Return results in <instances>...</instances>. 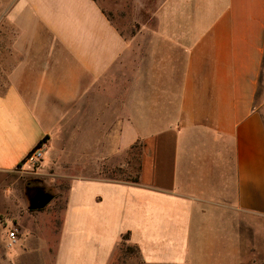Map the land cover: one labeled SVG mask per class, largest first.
<instances>
[{
	"label": "crops",
	"instance_id": "0c3cea01",
	"mask_svg": "<svg viewBox=\"0 0 264 264\" xmlns=\"http://www.w3.org/2000/svg\"><path fill=\"white\" fill-rule=\"evenodd\" d=\"M125 8L129 34L96 0H0V219L25 231L8 176L44 141L72 181L48 264H264V0ZM134 149L137 183L103 177Z\"/></svg>",
	"mask_w": 264,
	"mask_h": 264
},
{
	"label": "rangeland",
	"instance_id": "374dc122",
	"mask_svg": "<svg viewBox=\"0 0 264 264\" xmlns=\"http://www.w3.org/2000/svg\"><path fill=\"white\" fill-rule=\"evenodd\" d=\"M96 1L107 12L113 24L115 23L124 34L130 33L131 28L125 8L127 0ZM121 7L124 10H120ZM137 152V149H134L118 163L122 166L114 167V172L106 173L103 177L114 181L132 183V180L137 176ZM40 166V163L36 167L27 166L24 172L19 171L8 176V180L13 181L14 186H11L6 192V201L8 204H12L9 208L21 209V221L26 226L24 227L25 231L19 235L17 232L18 226H16L12 217L3 216L0 219V264H30L29 261L21 262L22 259L29 257L34 260L32 264H48V260L44 259V256L47 255V249L53 246L55 239L51 236V231L56 228L53 221L54 217H52L50 211L55 208H62L66 183L72 181L66 182L62 174L51 172L43 175L39 170ZM28 183H31L30 186H36L53 196V200L44 209L28 210L29 197L26 192ZM11 202H14L15 205ZM0 207L2 209L3 206ZM17 224L19 225L20 222ZM10 231H16L15 242H12L8 237ZM34 246L39 249L36 255L29 254ZM247 260L248 264H256L257 261L254 254H248Z\"/></svg>",
	"mask_w": 264,
	"mask_h": 264
},
{
	"label": "built area",
	"instance_id": "2783aa9c",
	"mask_svg": "<svg viewBox=\"0 0 264 264\" xmlns=\"http://www.w3.org/2000/svg\"><path fill=\"white\" fill-rule=\"evenodd\" d=\"M44 141L38 143L24 158L23 164L27 165L28 167H36L41 163L44 156ZM16 231H10L8 233V237L12 242H15L16 239Z\"/></svg>",
	"mask_w": 264,
	"mask_h": 264
},
{
	"label": "water",
	"instance_id": "95a60500",
	"mask_svg": "<svg viewBox=\"0 0 264 264\" xmlns=\"http://www.w3.org/2000/svg\"><path fill=\"white\" fill-rule=\"evenodd\" d=\"M53 199V196L47 192H40L34 198L29 199L28 210L36 211L44 209Z\"/></svg>",
	"mask_w": 264,
	"mask_h": 264
},
{
	"label": "flooded vegetation",
	"instance_id": "af4514ba",
	"mask_svg": "<svg viewBox=\"0 0 264 264\" xmlns=\"http://www.w3.org/2000/svg\"><path fill=\"white\" fill-rule=\"evenodd\" d=\"M31 183H28L26 191L29 198H34L37 194L42 192L41 189L37 188L36 186H30Z\"/></svg>",
	"mask_w": 264,
	"mask_h": 264
},
{
	"label": "trees",
	"instance_id": "16d2710c",
	"mask_svg": "<svg viewBox=\"0 0 264 264\" xmlns=\"http://www.w3.org/2000/svg\"><path fill=\"white\" fill-rule=\"evenodd\" d=\"M42 142V141H41ZM138 182V179H137V176L132 180V183H137ZM27 192V191H26ZM28 196V195H27ZM30 199V198H29ZM127 238V235H125L123 237V239H126Z\"/></svg>",
	"mask_w": 264,
	"mask_h": 264
}]
</instances>
